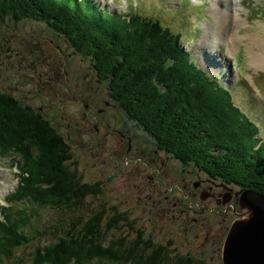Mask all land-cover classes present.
<instances>
[{
  "label": "trees",
  "instance_id": "1",
  "mask_svg": "<svg viewBox=\"0 0 264 264\" xmlns=\"http://www.w3.org/2000/svg\"><path fill=\"white\" fill-rule=\"evenodd\" d=\"M100 6L95 0H0V21H36L72 57L87 61L107 86L113 105L106 106L120 125L130 122L136 140L151 144L144 158L167 153L192 167L190 173L203 171L211 182L264 196L258 127L219 80L197 65L180 34L152 15ZM79 94L87 95L81 100L90 108L95 94ZM10 155L17 159L18 183L0 206V264H206L170 255L127 212L106 207L99 181L82 179L69 143L43 112L0 91V157ZM88 197L98 205L90 207ZM26 206L51 208L63 217L55 230L40 231L29 222L39 211L29 213ZM47 232L53 241L40 239L38 233ZM24 247L30 249L26 263L19 253Z\"/></svg>",
  "mask_w": 264,
  "mask_h": 264
},
{
  "label": "rangeland",
  "instance_id": "2",
  "mask_svg": "<svg viewBox=\"0 0 264 264\" xmlns=\"http://www.w3.org/2000/svg\"><path fill=\"white\" fill-rule=\"evenodd\" d=\"M95 1L112 12L152 15L179 33L186 49L197 57V65L228 90L264 141V64L257 67L252 59L254 52L264 48L257 42L264 35V0ZM211 8L223 10L227 19L222 22ZM214 23L220 30L213 28ZM50 33L32 20L0 21V91L15 94L43 112L69 143L82 179L99 181L103 188L99 198L105 206L115 204L127 212L130 221L142 226L153 241L166 245L170 255L177 252L206 264H221L222 239L240 212L239 193L233 196V192L240 189L211 182L203 171L190 173L192 167L167 153L144 158L143 150L151 154V144L136 140L130 122L125 128L120 125L116 112L106 106L113 104L105 83L97 80L87 61L72 57L70 49L54 41ZM223 33L226 39L219 40ZM231 36L235 41L230 44ZM85 90L95 94L90 108L81 100L82 94L77 96ZM16 162L14 155L0 157V206L18 183ZM87 199L90 207L98 205L97 198ZM34 209L41 216L31 215L29 222L33 228L41 226L40 231L44 227L55 230L56 220L63 217L51 208L24 210L32 213ZM47 233L38 235L53 241L55 237ZM28 250L19 251L24 263Z\"/></svg>",
  "mask_w": 264,
  "mask_h": 264
},
{
  "label": "water",
  "instance_id": "3",
  "mask_svg": "<svg viewBox=\"0 0 264 264\" xmlns=\"http://www.w3.org/2000/svg\"><path fill=\"white\" fill-rule=\"evenodd\" d=\"M240 212L232 220L221 250L222 264H264V196L239 190ZM238 195V194H237ZM230 197L223 198V201Z\"/></svg>",
  "mask_w": 264,
  "mask_h": 264
},
{
  "label": "bare ground",
  "instance_id": "4",
  "mask_svg": "<svg viewBox=\"0 0 264 264\" xmlns=\"http://www.w3.org/2000/svg\"><path fill=\"white\" fill-rule=\"evenodd\" d=\"M216 5V4H215ZM235 7H237V9H238V6H235ZM235 7H234V10H235ZM218 9H219V7H217ZM217 8H211L212 9V11L219 17V19H221V21L222 22H224V20L225 19H227V16L225 15H223L225 12L223 11V10H218ZM212 12V13H213ZM235 12V16H237V17H239L238 16V10H235L234 11ZM220 21V22H221ZM217 22V21H216ZM218 27H220V25L218 24ZM213 28H215L216 30H220L219 28L217 29V24H215L214 23V27ZM214 35V37L218 40L219 38V35L218 36H215V34H213ZM224 36V33H223V35H221V37H220V39L219 40H223L224 38L226 39V37H223ZM212 38V37H211ZM214 38V39H215ZM231 38H233V40L231 39ZM213 40V39H212ZM229 41H230V44H231V42L232 43H234V41H235V36H231L230 37V39H228ZM258 42V45H261V46H264V35H263V37L262 38H260V40H258L257 41ZM203 43V42H202ZM252 59H253V64L255 65V66H257V67H259V66H261L262 64H264V48H262L260 51H256V52H254V55H253V57H252Z\"/></svg>",
  "mask_w": 264,
  "mask_h": 264
},
{
  "label": "flooded vegetation",
  "instance_id": "5",
  "mask_svg": "<svg viewBox=\"0 0 264 264\" xmlns=\"http://www.w3.org/2000/svg\"><path fill=\"white\" fill-rule=\"evenodd\" d=\"M163 162V161H162ZM235 195H233V196H236V191L235 192H233ZM234 211V210H233ZM236 217V216H235ZM229 227V226H228ZM227 230H228V228H227ZM226 230V231H227ZM226 233V232H225ZM225 236V235H224ZM224 238V237H223ZM222 241H223V239H222Z\"/></svg>",
  "mask_w": 264,
  "mask_h": 264
}]
</instances>
